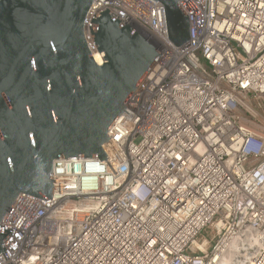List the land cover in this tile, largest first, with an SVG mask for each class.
<instances>
[{
	"label": "built area",
	"instance_id": "1",
	"mask_svg": "<svg viewBox=\"0 0 264 264\" xmlns=\"http://www.w3.org/2000/svg\"><path fill=\"white\" fill-rule=\"evenodd\" d=\"M190 38H168L156 0H92L161 55L108 129V158L53 161V197L22 192L0 264H264V0H178Z\"/></svg>",
	"mask_w": 264,
	"mask_h": 264
},
{
	"label": "water",
	"instance_id": "2",
	"mask_svg": "<svg viewBox=\"0 0 264 264\" xmlns=\"http://www.w3.org/2000/svg\"><path fill=\"white\" fill-rule=\"evenodd\" d=\"M165 5L168 38H190L178 0ZM92 0H0V221L22 192L53 197V161L108 158V129L161 55L158 47L108 8L84 36ZM15 229L0 225L2 242ZM4 254V253H3Z\"/></svg>",
	"mask_w": 264,
	"mask_h": 264
},
{
	"label": "rangeland",
	"instance_id": "3",
	"mask_svg": "<svg viewBox=\"0 0 264 264\" xmlns=\"http://www.w3.org/2000/svg\"><path fill=\"white\" fill-rule=\"evenodd\" d=\"M257 124L260 126L264 124V110H260L259 116L257 117Z\"/></svg>",
	"mask_w": 264,
	"mask_h": 264
},
{
	"label": "bare ground",
	"instance_id": "4",
	"mask_svg": "<svg viewBox=\"0 0 264 264\" xmlns=\"http://www.w3.org/2000/svg\"><path fill=\"white\" fill-rule=\"evenodd\" d=\"M225 264H227V262Z\"/></svg>",
	"mask_w": 264,
	"mask_h": 264
}]
</instances>
